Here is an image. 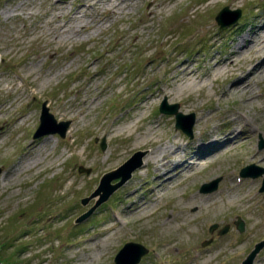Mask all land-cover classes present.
<instances>
[{"label": "rangeland", "instance_id": "rangeland-1", "mask_svg": "<svg viewBox=\"0 0 264 264\" xmlns=\"http://www.w3.org/2000/svg\"><path fill=\"white\" fill-rule=\"evenodd\" d=\"M89 1L0 0V264H115L127 243L148 250L139 264H242L263 244L264 264V173L240 176L264 170V76L249 74L264 66V0ZM225 8L241 17L220 28ZM248 74L251 92H233ZM164 100L195 116L191 138ZM44 102L64 138L33 139ZM154 151L170 161L156 171L143 166ZM137 152L142 165L77 223Z\"/></svg>", "mask_w": 264, "mask_h": 264}, {"label": "water", "instance_id": "water-1", "mask_svg": "<svg viewBox=\"0 0 264 264\" xmlns=\"http://www.w3.org/2000/svg\"><path fill=\"white\" fill-rule=\"evenodd\" d=\"M241 17V11H230L229 8H225L220 14H218L216 21L219 24L220 28L229 27L234 25L239 18ZM178 105H167L166 101L161 104L159 107V111L162 114L166 115H174L176 124L175 128L182 130L188 137H192V127L194 124L195 116L193 114L183 115L178 111ZM57 126L58 129L55 127ZM69 126V122H56L53 115L49 112L46 102L42 104L41 115H40V124L35 133L33 134V139H37L43 137L45 135L55 134L57 133L61 138L65 137V133ZM259 149L264 148V141L261 140L258 144ZM101 149H105L104 140L101 142ZM145 155L143 152H137L134 154L129 160H127L122 166H120L117 170L110 172L104 175L100 181L97 189L93 192V194L87 198L82 200V205H86L88 201L97 196L100 197L98 202L92 207L88 212L80 216L77 223L82 222L89 218L94 210L104 203L110 195L119 189L123 184H125L131 177L132 173L138 169L142 165V157ZM257 171V172H256ZM80 173H89V169H84L82 167L79 168ZM1 173V170H0ZM264 173V170L256 167L255 165H249L246 168L242 169L240 175L242 177H251L256 178L261 176ZM113 181H118L115 184H112ZM219 180H214L211 183L203 184L200 188V192L203 194L211 193L215 191L218 187ZM260 192H264V180L262 182V186L260 188ZM237 230L241 233L244 229L243 222L238 219L235 223ZM217 229V225H213L210 227V233L214 232ZM228 231V227H224L219 231L220 235L225 234ZM210 242H205L204 245L209 244ZM263 247V244L256 246V248L249 254L246 260L242 262V264H253V260L255 255L260 251ZM148 253V250L137 243H127L125 244L121 250L118 252L116 257L114 258L115 264H139L142 257H144Z\"/></svg>", "mask_w": 264, "mask_h": 264}, {"label": "bare ground", "instance_id": "bare-ground-1", "mask_svg": "<svg viewBox=\"0 0 264 264\" xmlns=\"http://www.w3.org/2000/svg\"><path fill=\"white\" fill-rule=\"evenodd\" d=\"M92 1H94V2L92 3ZM89 2L92 3L91 6H95L96 4H98V5H102L101 2H99V1L96 2L95 0H90ZM108 2H111V0H109ZM89 6H90V5H89ZM114 7H115V5H114L112 8H114ZM116 7H117V5H116ZM151 12H152V11L150 10V13H151ZM113 13H114V11H113V9H111V10L109 11V14H113ZM75 15H76V13H72V14H71L72 18H75V17H76ZM263 35H264V34H263ZM259 37H261V35L258 34V35H256V37H255L253 40H252V39L249 40V45L252 43V45L250 46V48L255 47V46L257 47V46L259 45L258 42H257V40H258ZM234 63H235L234 60L229 61L228 64L225 65V69H228V68L230 69L231 67L234 68ZM259 64H260V63H259ZM259 64L257 65L256 70H254L252 73L249 72V74H251L250 76H252V77H256V76L262 77V76H264V66L259 67ZM191 74H192V73H190V71H189L187 75H191ZM249 74H248L246 77H242V78H240V79H242L243 81H245V80H246V81H245L244 84H243V83L238 84V85L233 89V92H236V91H240V93H243V92H251V88H252V86H251V77L248 78ZM249 101H250V100H249ZM131 125H132V124H130L129 126H127V127H125V128H126V129H129V128L131 127ZM121 130H122V129H120V132H121ZM149 136H150V134H149L147 137H144L143 140H141V141H142V145H146V144L149 142ZM216 138H217V137H215V141H216ZM215 141H212V142H215ZM221 146H222V145H221ZM221 146H219V147H221ZM164 152H165V151L159 153L158 151H154V152H150V153H148V154L146 155V157L144 158V160H143V166L145 167L146 165L152 163V164L155 166V171H156V168H158V167H159V168H162L165 164H167L168 162H170L169 160L165 159V157H164ZM173 154H174L173 151H171V152H170V155H173ZM116 156H117L116 158H118L120 155L117 154ZM38 163H39V160H38V159L32 158V159H30V160H28V161L26 162V167L37 166ZM50 163H51V162H50ZM191 163H193V162H191ZM195 166H198V164H196ZM24 168H25V167H19V168L16 170V172H14L13 174H11L12 177L15 176V175H17V174H19L20 171H22ZM164 173H165V172H164ZM164 173H162L161 175H163ZM139 174L142 175L141 172H139ZM195 198H196V196L193 197V199H192V202H193V203H196V202H195ZM230 198H231V197H230ZM141 207H143V206L135 207V208L133 209V211H134V212L139 211V210L141 209ZM164 224H166V222H165ZM211 257H212V256L208 257L206 260L211 259Z\"/></svg>", "mask_w": 264, "mask_h": 264}]
</instances>
